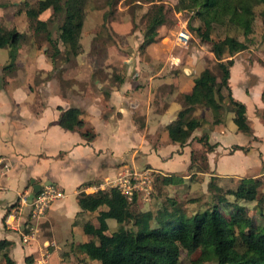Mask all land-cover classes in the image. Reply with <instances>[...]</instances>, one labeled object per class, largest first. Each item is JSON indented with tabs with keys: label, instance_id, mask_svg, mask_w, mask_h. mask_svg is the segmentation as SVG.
Masks as SVG:
<instances>
[{
	"label": "crops",
	"instance_id": "crops-1",
	"mask_svg": "<svg viewBox=\"0 0 264 264\" xmlns=\"http://www.w3.org/2000/svg\"><path fill=\"white\" fill-rule=\"evenodd\" d=\"M20 1L10 0L8 4L0 0V8H2L0 20L6 14L10 15L12 19V16L15 15L14 12H19L18 9L15 10V7ZM8 6L11 7V11ZM12 26L18 29L15 25H11L9 28ZM22 41L23 39L15 58V67L5 72L4 82L0 79V154L9 163V168L2 177V182L6 187L0 189V239L6 238L10 241L5 248L14 260L13 264H19V262L27 264L25 259L27 254L32 255L31 264H51L52 261L49 259L51 245L56 248L60 247L54 237L55 232L60 230L59 222L63 218L69 217L73 223L78 218L77 216H85L87 211H90L81 209L77 201V192L79 190L93 191L98 187L104 188L106 184H110L108 182L113 178L122 177L128 172L140 171L127 160L128 153L131 157L138 152L144 154L147 161L143 168H149V171L158 169L160 172L166 173L168 170L187 167L193 149L188 142L180 145L171 141L168 138L167 130L164 135L168 141L163 145L151 143L144 135L147 133L152 136L153 131L166 129V124L174 119L176 111L180 107L179 98L174 97L175 93L180 91V97H182L183 93L188 92L194 76H190V70L185 67L184 69L188 71H182L175 76L161 77L147 72L149 74L146 75V78L147 76L148 78L144 83H142V77L134 79L136 83L132 85L129 82L126 83V79H124L119 86L111 85L112 89L105 93L102 89H92L91 85L86 82L70 86L68 91L64 92V89L61 88L62 84L58 82L59 72L57 68L54 70L53 65L57 55L61 52L55 54L53 59L46 51V43L42 44L41 48H36L32 39L27 41V44ZM2 47L3 50L0 49V74L1 66L9 61V47L6 49L4 46H0V48ZM235 63L234 58L228 78L234 96L235 90L232 87L231 76ZM135 72L140 73L139 75L144 74L142 70ZM35 74H38L37 80L33 79ZM238 75L240 76L238 80L241 89L246 93H250L254 89L258 96V101L254 105L261 107L260 103L263 104V100L260 93L262 95L264 88L262 89L263 85L258 82L260 79L256 83L249 84L247 72ZM171 82L175 85L173 90L162 97L166 100L165 107L159 112L151 114V101L157 85L160 83L170 84ZM242 82L243 84H241ZM140 87L142 89L140 92L132 91V89ZM72 89L75 92H70ZM141 104L143 105L140 112L143 115L141 120L144 122L139 125L135 123L134 113L137 109L135 106ZM70 105L81 109L80 116L83 119V125L66 128L58 123L61 109ZM104 107H107L108 110L105 111ZM166 115L169 117L167 118ZM247 117L251 132L238 126L235 128V131L248 134L245 142H226L223 145L221 137L226 134V129L229 128L227 122L224 121L214 124L213 128L197 127L192 131L191 137L194 134L200 135L206 132L208 140L216 142L213 149L206 151L208 167L213 169L211 174L220 177H226L228 174L235 177L243 176L237 171L222 172L216 170V167L223 157L232 153L245 155L246 151L253 148L258 151L257 168L262 166L264 133L261 135L255 133L252 126L253 120L248 115ZM254 117L259 121L257 115L254 114ZM259 122L258 124H260ZM151 126H153V130H151ZM259 127L263 128L264 132V126L259 125ZM86 128L93 131V136L90 138L83 134V130ZM137 130L139 139L138 142H135L131 133L137 132ZM247 142H249L248 145ZM234 144H240L242 147L234 148ZM47 182L55 183L62 193L51 200L41 216V218L43 217L42 221H33L29 213L25 215L22 212L23 220L26 223L30 220L33 221L31 228L24 224L17 229L8 225L5 218L17 202H20L21 195L25 193L27 199V196L33 191L34 183L42 186ZM100 208L102 207L98 206L94 209L95 215ZM111 218L113 217L106 219L108 225V220ZM40 225L43 229L42 233L45 235L41 242L35 233L40 230ZM26 238L35 240L30 241ZM1 252L0 250V255ZM58 253L59 251L55 257L62 258L63 256ZM2 261L4 262V259H0V263Z\"/></svg>",
	"mask_w": 264,
	"mask_h": 264
},
{
	"label": "trees",
	"instance_id": "trees-1",
	"mask_svg": "<svg viewBox=\"0 0 264 264\" xmlns=\"http://www.w3.org/2000/svg\"><path fill=\"white\" fill-rule=\"evenodd\" d=\"M109 1V0H107ZM24 4L27 27L32 32L42 34L47 42L46 51L54 59L55 54L62 52L63 59H73L82 50L80 40L81 29L85 16L87 0H36ZM262 3L261 13L264 17V0H177V9L192 10V16H202L206 20L204 26L194 28L201 39L211 40V50L218 58V73L205 66L198 75L193 77L192 86L183 93L181 105L176 116L166 124L168 138L180 145L188 142L192 131L203 123L202 116L194 114L197 106L208 107L213 124L224 121V112L231 110L232 118L237 126L247 132L248 117L246 105L236 98L229 85L230 65L233 58L221 59L224 53L231 55L247 46V42L233 35L225 34L218 39H212L210 32L216 24H233L242 28L247 36L252 29L254 20V5ZM20 8V7H19ZM49 10L47 16L41 14ZM19 11V9L17 10ZM108 14L104 15L106 18ZM145 25L139 48L155 41L158 27L167 20V11L162 1L153 2L145 11ZM58 19L55 33L51 23ZM24 32L11 27L0 32V46L9 47V61L1 66V81L6 71L15 67V58ZM264 92V89H263ZM81 109L77 106L62 108L58 123L66 128L83 125L80 116ZM83 134L90 138L93 131L86 128ZM204 148L199 158V168H207L206 151L213 149L216 142H210L206 132L193 135ZM242 147L234 144L233 147ZM194 149V148H193ZM195 150H191L190 164L194 162ZM264 167V159L262 161ZM177 173L159 172L156 179L163 183H174L181 180ZM216 177L218 180H216ZM234 182L225 187V177L211 174L207 185L213 190L215 202L204 209L195 210L188 214L174 200L170 207L163 205L156 213L157 223L149 228L113 229L108 231L107 217L119 221H135L149 210L142 211L138 206L137 193L130 197L118 186L98 187L93 191L79 190L77 201L84 210H94L101 204L95 215V222L85 220L83 231L91 237L79 243L84 260L98 259L99 264H178L181 249L191 255L193 264H264V230L256 223H250L248 228H236L235 223L243 212V205L235 200L230 201L226 194L235 199H252L258 197L261 178L243 175L233 178ZM220 204L234 207L229 215H224ZM10 241L0 239L1 256L5 264H13L5 248ZM26 263L31 264L32 255L25 256Z\"/></svg>",
	"mask_w": 264,
	"mask_h": 264
},
{
	"label": "rangeland",
	"instance_id": "rangeland-1",
	"mask_svg": "<svg viewBox=\"0 0 264 264\" xmlns=\"http://www.w3.org/2000/svg\"><path fill=\"white\" fill-rule=\"evenodd\" d=\"M3 1L8 4L10 2V0ZM26 1L33 3L36 0ZM158 1H162L166 8L167 20L158 27V34L155 41L145 46L144 49H141L139 48V43L143 36L146 21L145 11L153 2ZM176 1L87 0L80 36L82 50L75 58L68 60L63 59V53L61 52L57 55L53 63L54 70L57 68L59 72L58 82L62 84L61 88L64 89V92L68 91V87L70 86H77L80 83L86 82L91 85L92 89H102L105 93L109 89H112L111 85L119 86L124 79H126V83L129 82L132 85L136 83L134 79L142 77V83H144L148 78V76L146 78V75L149 74L147 72H152L155 76L165 77L175 76L177 73L190 70V76H196L201 69L207 66L213 72L218 73V58L214 56L211 50V40L201 39L194 28L196 25L203 27L206 19L202 16H192V10L177 9ZM262 5V3L254 5L252 29L247 36L243 33L240 26L230 23L223 25L216 24L210 32L212 39H218L225 34H229L247 42L245 48L231 55L224 53L221 59L225 60L228 57H232L234 60L235 58L236 63L232 67L231 76L235 97L241 99L247 105L246 114L253 120L252 126L254 132L259 135L264 133L263 128L259 127V125L264 126V92L262 91V95L260 93V97L263 100V104L260 103L262 106L254 105L258 101L257 94L254 89L250 93H246L241 89L238 80L240 76L238 74L241 75L247 72L249 84L256 83L260 79L258 82H261L263 85L262 89L264 88V17L261 13ZM9 8L11 11V7ZM15 8V10L19 9V12H14L15 15L12 16V19L10 15L6 14L0 20L2 22L0 32L1 30L9 28L11 25H15L20 31L24 32L22 42L27 44V41L29 42L32 39L36 48H41V45L44 43L47 44L42 34L36 35L30 27H27L24 4L20 1ZM1 10L2 8H0V12ZM105 12L108 14L106 18H104ZM48 13L49 10H45L41 15L45 17ZM57 23V18L51 23L53 33H55L54 28ZM179 31H185L189 34L186 41L180 39L178 35ZM4 47L8 49V46ZM0 49L3 50V47ZM185 67H188V70L184 69ZM136 70H142L144 74L139 75L140 73L135 72ZM37 76L38 74H35L33 79L37 80ZM139 85L141 84L139 83ZM174 86L173 82L157 85L153 100L151 101V114L159 112L165 107L166 100L162 97L167 92L173 90ZM246 89L248 91L249 87ZM141 90V87L132 89L136 93ZM72 91L75 92L74 89L70 90V92ZM180 96V91L174 95L175 98H179L181 105L182 99ZM135 108L137 109L134 113V120L136 124L140 125L144 122V120H141L143 115L140 113L143 105L135 106ZM104 109L105 111L108 110L107 107H104ZM194 114L202 116L203 118V123L199 127H214V124L211 122L208 107L199 105L194 110ZM232 114L233 112L231 110L224 112V122H227V127L229 128L226 129V134L221 137V142H224L223 145L226 142H245L248 138V134L235 131L237 124L234 122ZM254 114L258 116L260 122L255 119ZM166 117L168 118L169 115H166ZM150 128L153 130V126ZM204 129L206 130V128ZM138 132L137 130V132L131 133V137L135 142H138L137 140L139 139ZM165 133L166 129L163 128L162 130L157 129L153 131L152 136L147 133L144 136L151 143L163 145L168 141V138L164 135ZM190 141L188 143L191 148H194L192 150L196 151V159L191 164L189 162L186 168L166 171L167 173H177L182 176L180 181L174 183L159 182L156 179L157 173L160 172L158 169L149 171V168H143L147 161V157L144 154L138 152L135 156L131 157L130 153H128L127 160L135 169H140L138 171L140 176L144 177L146 174L145 171H149V176H147L149 182L148 184L142 183L139 189H132L130 190L131 192L127 193L130 197L133 192H136L138 195V206L142 211L149 210L150 213L142 215L135 221L128 222L111 218L108 220V231L123 229L127 226L134 230L140 227L149 228L157 223L156 213L158 209H162L164 204L170 207L171 203L169 201L172 199L176 204L184 208L188 214L195 210L204 209L215 202L213 190L207 185L213 169L209 167L199 168L198 165L201 161L199 156L201 152L203 153L204 148L201 142L193 138ZM197 144L199 146H196ZM246 144L248 145L249 142ZM258 162V151L256 148H253L246 151L245 155L232 153L223 157L218 167H216V170L222 172L228 171L231 173L237 171L240 175H252L261 178L258 197L252 199H235L233 195L226 194L230 201L235 200L237 203L243 205V212L238 216L239 219L235 223L236 228L245 229L248 228L250 223H256L261 226V230H264V167L257 168ZM230 175L228 174L225 177V187L232 185L230 183L234 182L233 178L235 176ZM216 180H218L217 177ZM108 183L110 184H106V187L110 186L112 182ZM100 206L102 208L106 207L105 204H101ZM220 208L224 215H229L234 210V207L226 206L225 204H220ZM77 217L73 223L69 217L63 218L59 222L60 230L55 232L54 237L60 247L56 248L51 245L52 249L49 254V259L52 261H50L51 264H99L98 259L89 258V261L84 260V256H82L84 254L79 248V243L91 237L90 234L83 231L82 221L86 219L95 222V210L87 211L85 216L79 215ZM42 218L40 217L38 222L42 221ZM42 230L41 227L39 231L37 230L35 232L39 242L45 237ZM26 240L30 239L26 238ZM57 251H59V255L61 254L63 256L62 258L59 256L55 257ZM0 259H3L1 255ZM1 263L3 264L4 262L2 261ZM19 264L21 263L19 262ZM178 264H193L191 255L187 254L184 249H181Z\"/></svg>",
	"mask_w": 264,
	"mask_h": 264
},
{
	"label": "built area",
	"instance_id": "built-area-1",
	"mask_svg": "<svg viewBox=\"0 0 264 264\" xmlns=\"http://www.w3.org/2000/svg\"><path fill=\"white\" fill-rule=\"evenodd\" d=\"M178 35L183 41H186L189 36V34L185 31H179ZM8 168L9 163L5 160V157L0 154V189L6 187V185L2 182V177L6 174ZM145 172L146 174L144 177L140 176L138 172H128L122 177L119 176L111 179L110 182H112L111 185L118 186L129 197L127 192H131L130 190L132 189H139L142 186V183L148 184L149 178H147V176H149V172ZM61 193L62 191L60 188L53 182H47L40 186L29 202L27 201L26 194L24 193L21 195L20 202H17L15 207L6 216V223L13 228H19L23 224L24 226L31 228L33 221L30 220V222L26 223L23 220L22 205L26 202L29 203V216L36 221L44 214L51 200L59 196Z\"/></svg>",
	"mask_w": 264,
	"mask_h": 264
},
{
	"label": "water",
	"instance_id": "water-1",
	"mask_svg": "<svg viewBox=\"0 0 264 264\" xmlns=\"http://www.w3.org/2000/svg\"><path fill=\"white\" fill-rule=\"evenodd\" d=\"M39 187L40 186L37 183L36 184L35 183L33 184V191H31V193L27 196V201L28 202L31 200L33 194L38 191ZM28 202L25 203V204H23V206H22V212L25 215H27L28 212H29V203Z\"/></svg>",
	"mask_w": 264,
	"mask_h": 264
}]
</instances>
